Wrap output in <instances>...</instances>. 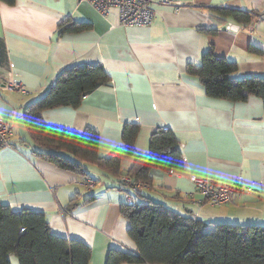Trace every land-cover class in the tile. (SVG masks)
<instances>
[{
  "label": "crops",
  "instance_id": "obj_1",
  "mask_svg": "<svg viewBox=\"0 0 264 264\" xmlns=\"http://www.w3.org/2000/svg\"><path fill=\"white\" fill-rule=\"evenodd\" d=\"M176 6L153 5L156 15L148 26H122L113 12L101 16L84 0H0V115L11 129L10 147L0 146V201L11 210L43 212L51 233L76 239L90 247L88 264H105L111 248L135 252L128 221L121 215L130 192L117 177L84 164L95 186L58 168L37 152L24 119V109L42 97L65 68L97 64L109 80L85 95L76 107L41 113L46 126L77 134H98L97 154L106 158L122 148L121 134L134 125V150L149 153L155 128L175 136L183 167L151 168L148 182L132 193L134 204L161 203L181 215L197 212L210 230L217 223L264 226V108L260 98L233 102L209 97L188 66H198L209 47L217 57L235 62L230 78L264 76V0H178ZM177 5V6H178ZM247 13L255 33L242 22L212 10ZM86 24L82 30H64ZM233 25V30L226 29ZM237 26V27H235ZM63 29V30H62ZM9 71L29 94L4 89ZM63 156L75 159L70 153ZM134 159L120 160L121 176ZM227 183L237 177L259 190L234 202L197 207L186 193L194 192L189 176ZM129 176V175H128ZM131 177V176H130ZM52 189V190H51ZM10 264H19L14 255ZM145 264V263H139Z\"/></svg>",
  "mask_w": 264,
  "mask_h": 264
},
{
  "label": "trees",
  "instance_id": "obj_2",
  "mask_svg": "<svg viewBox=\"0 0 264 264\" xmlns=\"http://www.w3.org/2000/svg\"><path fill=\"white\" fill-rule=\"evenodd\" d=\"M8 4L14 0H3ZM221 17L248 22L247 13L227 8L212 10ZM86 24L64 30H82ZM63 30V29H62ZM237 71L235 62L217 57L211 47L201 56L198 66H188L207 96L233 102L249 96L261 99L264 108V76L230 78ZM109 78L97 64H73L58 74L48 91L24 109V119L32 140L38 147L51 148L37 155L52 165L86 176L82 161L97 166L118 178L120 160L134 159L127 175L147 184L151 168L164 171L183 167V156L173 133L155 128L149 139V153L139 156L134 150L137 128L124 127L122 148L111 156L97 154L98 134L86 129L77 134L63 128L46 126L41 113L58 107H76L81 99ZM70 153L71 160L62 155ZM123 175V174H122ZM121 215L128 221L129 239L135 252L111 248L105 264H264V226L217 223L210 230L202 221L181 215L148 200L144 204L123 205ZM90 247L76 239L51 233L43 212L23 209L13 211L0 201V264H10L14 255L19 264H88Z\"/></svg>",
  "mask_w": 264,
  "mask_h": 264
},
{
  "label": "built area",
  "instance_id": "obj_3",
  "mask_svg": "<svg viewBox=\"0 0 264 264\" xmlns=\"http://www.w3.org/2000/svg\"><path fill=\"white\" fill-rule=\"evenodd\" d=\"M90 3L101 15L106 16L108 13L113 12L116 16L118 24L122 26H148L156 15L153 5L161 6H176L179 8L178 0H84ZM178 5V6H177ZM252 17L250 18L249 25L245 27L247 34L255 33V24H253ZM9 80L6 82L4 89L14 91L22 96L28 95L30 92L22 81L17 79L12 71H9ZM11 129L3 121L0 115V146L10 147ZM120 184L125 186L132 193H139L145 183L134 180L128 175H122L120 177ZM188 180L194 185L196 192H198L202 198L195 199L193 193H186L185 197L190 199L197 207H201L203 204L211 206H219L227 203H231L239 199L244 194H255L259 190L252 186L245 184L241 181L240 177L227 182L216 183L211 178H196L191 175ZM83 184L92 187L95 181L92 178L84 177ZM52 190V189H51ZM130 192L125 194V200L127 205H134L133 198ZM190 218H197V212L189 215Z\"/></svg>",
  "mask_w": 264,
  "mask_h": 264
},
{
  "label": "rangeland",
  "instance_id": "obj_4",
  "mask_svg": "<svg viewBox=\"0 0 264 264\" xmlns=\"http://www.w3.org/2000/svg\"><path fill=\"white\" fill-rule=\"evenodd\" d=\"M244 29H245V28H244ZM83 178H84V177H82V180H81V183H82L83 186H85L86 188H92V187L95 186V184H94V186H92V187H88V186L84 185V184H83ZM200 179H201V178H200ZM145 185H146V184H145ZM193 186H194V185H193ZM194 188H195V187H194ZM194 192H196V190H195ZM189 200H190V199H189ZM190 201H191V200H190ZM191 202H192V201H191ZM203 205H204V204H203ZM195 219H197V218H195Z\"/></svg>",
  "mask_w": 264,
  "mask_h": 264
},
{
  "label": "water",
  "instance_id": "obj_5",
  "mask_svg": "<svg viewBox=\"0 0 264 264\" xmlns=\"http://www.w3.org/2000/svg\"><path fill=\"white\" fill-rule=\"evenodd\" d=\"M235 27H237V26H235ZM226 29L233 30V25H228V26L226 27Z\"/></svg>",
  "mask_w": 264,
  "mask_h": 264
},
{
  "label": "bare ground",
  "instance_id": "obj_6",
  "mask_svg": "<svg viewBox=\"0 0 264 264\" xmlns=\"http://www.w3.org/2000/svg\"><path fill=\"white\" fill-rule=\"evenodd\" d=\"M99 14H100V13H99ZM100 15H101V14H100ZM107 15H108V14H107ZM107 15H106V16H107ZM101 16H103V15H101ZM104 17H105V16H104ZM5 84H6V83H5ZM5 84H4V86H5ZM12 92H14V91H12ZM15 93H17V92H15ZM18 94H19V93H18Z\"/></svg>",
  "mask_w": 264,
  "mask_h": 264
}]
</instances>
